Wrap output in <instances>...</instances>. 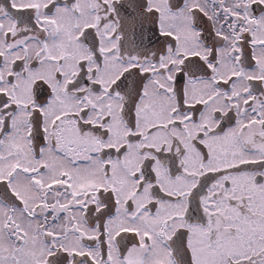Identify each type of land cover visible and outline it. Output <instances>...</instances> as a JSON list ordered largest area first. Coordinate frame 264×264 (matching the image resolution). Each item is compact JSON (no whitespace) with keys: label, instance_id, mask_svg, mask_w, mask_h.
I'll list each match as a JSON object with an SVG mask.
<instances>
[{"label":"snow or ice","instance_id":"obj_1","mask_svg":"<svg viewBox=\"0 0 264 264\" xmlns=\"http://www.w3.org/2000/svg\"><path fill=\"white\" fill-rule=\"evenodd\" d=\"M0 264H264V0H0Z\"/></svg>","mask_w":264,"mask_h":264}]
</instances>
